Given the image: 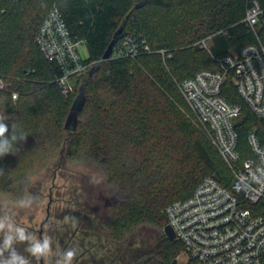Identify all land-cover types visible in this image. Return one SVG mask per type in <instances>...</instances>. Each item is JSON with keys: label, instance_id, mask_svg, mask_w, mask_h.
Wrapping results in <instances>:
<instances>
[{"label": "trees", "instance_id": "obj_1", "mask_svg": "<svg viewBox=\"0 0 264 264\" xmlns=\"http://www.w3.org/2000/svg\"><path fill=\"white\" fill-rule=\"evenodd\" d=\"M253 1L262 9L264 29V0H0V77L9 84L0 90V115L6 116L9 133L15 124L27 135L19 152L0 157L5 170L0 192L18 188L28 170L46 163L65 143L68 158L98 166L119 193L107 217L94 221L95 228L107 231L105 243L125 241L133 253L140 245L141 254L128 257L127 264H170L180 243L161 232L155 246L147 245L136 235L138 228L163 227L162 209L189 197L204 176L224 185L231 179L178 86L199 70H216V58L254 40L244 21ZM53 5L70 33L83 40L85 61L91 63L68 95L55 81L59 68L35 41ZM120 25L136 38L137 55L119 53L118 38L102 59ZM221 94L240 106L234 127L245 158L249 130L264 141V117L250 111L230 75ZM77 97L81 105L72 109ZM72 111L76 117L68 126Z\"/></svg>", "mask_w": 264, "mask_h": 264}, {"label": "built area", "instance_id": "obj_2", "mask_svg": "<svg viewBox=\"0 0 264 264\" xmlns=\"http://www.w3.org/2000/svg\"><path fill=\"white\" fill-rule=\"evenodd\" d=\"M262 9L256 1L246 10L244 21L254 40L238 51L216 58V70L202 69L179 83V90L196 125L217 149L231 173L227 185L204 176L191 195L167 204L162 213L181 248L175 264H264V141L249 130L242 158L234 127L240 106L221 94L230 75L239 96L257 117H264V29ZM36 44L43 57L60 70L55 78L64 95L73 91L77 75L91 65L80 55L83 40L68 30L57 6L43 18ZM200 45L207 48L205 40ZM118 52L129 57L138 53L136 38L129 32L120 38ZM143 49L150 51L147 44ZM164 56L165 50H158ZM168 55V54H167ZM9 86L0 77V90ZM11 97L16 98L12 92Z\"/></svg>", "mask_w": 264, "mask_h": 264}, {"label": "rangeland", "instance_id": "obj_3", "mask_svg": "<svg viewBox=\"0 0 264 264\" xmlns=\"http://www.w3.org/2000/svg\"><path fill=\"white\" fill-rule=\"evenodd\" d=\"M79 52L83 58L86 57L84 43L80 45ZM65 145L63 143L46 163L28 170L18 188L8 193L0 192V203L8 201L7 211L17 224L26 229H38L47 209L49 221L53 224L48 223L45 229L53 227L54 223L58 226L62 222L67 224V214L70 212L82 215L85 212L84 216L94 217L95 222L103 221L107 217L108 206L113 199L119 198V193L111 188L98 166L82 159L68 158L65 155ZM28 193L39 197L37 205L31 210L13 206L12 201ZM161 232L162 226L144 224L138 228L136 235L150 245L155 244Z\"/></svg>", "mask_w": 264, "mask_h": 264}, {"label": "flooded vegetation", "instance_id": "obj_4", "mask_svg": "<svg viewBox=\"0 0 264 264\" xmlns=\"http://www.w3.org/2000/svg\"><path fill=\"white\" fill-rule=\"evenodd\" d=\"M115 201L116 199H113L112 203ZM84 214L70 212L67 214L69 220H67V224L62 222L58 226L54 223L53 227L45 229L48 223L53 224L49 221L48 213H46L38 229L27 228L37 239L43 238L45 235L52 238V256L37 260L25 251L26 243L17 244L15 246L17 251L27 257L31 264H56L57 254L68 249H75L77 252L73 264H127L128 257H137L141 254L140 245L135 246L136 249L133 253L132 248L128 250L125 241L106 244L107 231L103 228H95L94 217L84 216ZM156 244L157 241L154 246Z\"/></svg>", "mask_w": 264, "mask_h": 264}, {"label": "clouds", "instance_id": "obj_5", "mask_svg": "<svg viewBox=\"0 0 264 264\" xmlns=\"http://www.w3.org/2000/svg\"><path fill=\"white\" fill-rule=\"evenodd\" d=\"M7 118L0 115V157L8 154L15 155L19 152L17 145L25 141L27 135L17 125L9 123ZM5 170L0 168V176ZM39 203V197L31 193L20 196L12 201L14 207L22 210H31ZM8 201L0 203V264H31L30 260L17 251V244L27 245L25 251L33 258L39 260L53 255L52 238L45 235L37 239L25 227L16 223L15 218L7 211ZM77 252L75 249H68L57 254L56 264H73Z\"/></svg>", "mask_w": 264, "mask_h": 264}, {"label": "water", "instance_id": "obj_6", "mask_svg": "<svg viewBox=\"0 0 264 264\" xmlns=\"http://www.w3.org/2000/svg\"><path fill=\"white\" fill-rule=\"evenodd\" d=\"M124 34H125V32L123 30V26L120 25L116 29V31L114 32V34L112 36V39L110 40V42L108 43L105 51L103 52L102 59H106V58H108L111 55L114 43L116 42V40L118 38H121ZM80 105H81V100H80L79 97H77L76 101L73 104L72 109H78L80 107ZM75 117H76V113L72 111L69 114V116H68L66 124L69 126V124L74 120ZM52 186H53V181H52ZM50 188H52V187H50ZM50 188H49V195H50ZM49 201H50V199H49ZM47 213H48V209H47ZM162 232H163V234L165 235L166 238H168V239H173L174 238V233H173L171 227L168 224H164L163 225ZM170 264H175V259H172Z\"/></svg>", "mask_w": 264, "mask_h": 264}]
</instances>
